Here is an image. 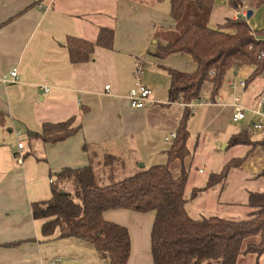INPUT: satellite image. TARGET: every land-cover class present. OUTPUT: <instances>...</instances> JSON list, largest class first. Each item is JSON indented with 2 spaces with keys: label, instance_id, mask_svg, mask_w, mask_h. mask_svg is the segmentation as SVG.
Masks as SVG:
<instances>
[{
  "label": "crops",
  "instance_id": "0c3cea01",
  "mask_svg": "<svg viewBox=\"0 0 264 264\" xmlns=\"http://www.w3.org/2000/svg\"><path fill=\"white\" fill-rule=\"evenodd\" d=\"M239 13L229 3L227 6L215 2L209 25L215 27L227 17L236 18ZM171 26L170 0H0V110L8 115L5 125L0 127V264H105L85 241L73 237L45 238L43 219L33 216L32 204L51 197L53 173L90 163L91 155L83 148L85 142L100 156L109 146L114 147L113 154L119 156L128 148L129 153H138L144 145L149 148L155 144L158 131H163L162 127L168 124L166 115L174 112V107L183 110L184 104L169 102L171 75L160 65L193 71L195 62L184 54L171 55L160 62L149 53L155 49L157 31ZM103 28L114 30L113 48L98 47L88 61L73 63L66 47L67 39L72 36L95 43ZM138 62L142 69L140 80L152 90L144 108L132 107L129 99V92L136 83ZM14 69L18 71L16 81L10 77ZM252 73V66H234L216 101L211 97V85L207 83L203 87L202 100H211L213 104L192 108L188 140L191 155L185 160V166L190 169L189 190L206 183L205 179L199 184L191 175L194 171L196 175L207 171L204 162L208 161V154L204 162L203 158L196 161L198 149L201 155L204 153L202 133L214 132L219 147L228 143L231 135L244 126L242 121L237 122L239 127L231 124L235 123L231 107L234 96H239L246 108L252 109L264 92L263 73L247 83ZM241 81H245L246 86H241ZM165 84L167 90H160L159 86ZM106 85H110V91L105 89ZM198 107L202 109L197 111ZM72 116L76 117L75 125L81 126L76 135L57 143L29 141L28 131H40L44 122L65 121ZM248 116L250 120L255 118ZM176 127L173 126L171 134L176 132ZM162 133H166V142L173 140L167 141L166 137L171 134ZM263 139L264 136L255 141ZM21 142L23 148H19ZM170 145L157 147L166 154V162ZM258 145L261 143L256 148ZM124 160L128 166L127 158ZM226 161L217 169L212 165L216 170L211 172L220 171ZM155 164L162 163L150 166ZM141 165H145L144 162ZM171 167L179 173L181 163L175 161ZM243 167L244 163L241 169ZM201 168H204L203 173H199ZM248 168L251 180H260L258 175L264 169V161L260 164L258 160L255 166ZM222 187L207 191L196 200L194 208L201 211L206 202L215 197L218 203L224 204L222 194L226 191L229 192L227 197L231 196L233 189L226 184ZM105 216L129 228L130 264H142L130 226L138 231L148 214L113 210ZM149 217L148 239L142 252L144 254L148 246V257L153 264L151 252L149 254L153 215Z\"/></svg>",
  "mask_w": 264,
  "mask_h": 264
},
{
  "label": "trees",
  "instance_id": "16d2710c",
  "mask_svg": "<svg viewBox=\"0 0 264 264\" xmlns=\"http://www.w3.org/2000/svg\"><path fill=\"white\" fill-rule=\"evenodd\" d=\"M170 1L173 26L157 31L155 49L149 53L160 62L171 55H188L196 65L193 71L160 65L171 75L170 103L201 101L207 83L216 101L234 66L253 67L247 83L264 73V28H252L241 13L211 27L209 20L215 0ZM245 4L251 9L264 6V0H229L230 7L238 11ZM191 17L194 18L190 20ZM201 17L204 19L199 20ZM114 36V30L103 28L95 43L69 37L66 47L71 61H88L98 47L112 49ZM192 111L187 106L181 111L176 136L167 151L168 162L140 169L122 179L118 178V166L124 167L125 160L112 153L100 156L85 142L83 148L91 155L90 163L53 173L51 197L32 204L33 216L43 219V236L73 237L89 243L110 264H130L129 228L105 214L113 210L153 212L149 238L153 264H237L242 255L263 256L264 190L248 193L243 218L218 214L194 218L190 214V203L223 186L228 173L241 168L246 159V155L233 157L220 172L210 173L204 185L189 190L190 169L185 160L191 155L188 140ZM7 119V113L0 110V127ZM75 120L72 116L65 121L44 122L40 131H28L29 141L61 142L80 131L81 126L75 125ZM251 125L252 121L231 135L227 148L264 144V139H253ZM175 161L181 163L179 173L171 167ZM260 176H264V169Z\"/></svg>",
  "mask_w": 264,
  "mask_h": 264
},
{
  "label": "rangeland",
  "instance_id": "374dc122",
  "mask_svg": "<svg viewBox=\"0 0 264 264\" xmlns=\"http://www.w3.org/2000/svg\"><path fill=\"white\" fill-rule=\"evenodd\" d=\"M215 2H216V4H222V5L228 6L229 0H215ZM247 9H249V8H247ZM251 9L253 10V15L249 19H247V20H249L251 27L254 29L264 28V6L252 7ZM188 18L189 17H187V20H188ZM193 18L194 17H191L190 20H192ZM203 19H204V17L199 18V20H203ZM242 66L245 67L248 65H242ZM239 67H241V66H239ZM162 73H164V72H162ZM164 74H166V73H164ZM107 76H109V75H107ZM166 86H167L166 84L163 87L159 86V89L160 90H163V89L167 90L168 87H166ZM164 94L166 95L165 92H164ZM174 109H175L174 112L166 115L165 118H166V121L168 124L166 126L162 127L163 131H158L160 133L156 135V139L154 141V143L156 145L154 144L152 147L150 146L149 148H147V146L144 145L142 150L138 153H135V152L129 153L130 149L128 148V151H125L124 153L120 154V157H122L123 159L125 157L127 158L129 164H128V166L126 165L127 166L126 168H122V167L118 166V178L119 179L130 176L140 169H146L151 164H154V163L164 164V163H166V160H167L166 154L161 153L157 147L166 148L168 145H170L169 143L172 142V141L166 142L165 141L166 133H162V132L166 131L170 135L171 131L173 130V126H175V125L177 126V124L180 120L181 110L179 109L178 106L174 107ZM201 109H202L201 107L196 108L197 111H200ZM176 111H178V112H176ZM248 115L253 116V113L250 109L247 110L246 119L244 121H242L243 122L242 124L244 126H247L248 124H250L252 119L258 120V116H253L255 118H252L250 120ZM235 123H231L233 125V127L234 126L235 127L240 126L239 125L240 123L239 124L238 123L235 124ZM175 131H176V129H175ZM192 133H195V130ZM202 134H203L202 135L203 142H201V146H202V150L204 151V153H202V155H201L199 153V149H198V151L196 153V161L200 162L201 159L203 158L202 162H204V159H205L204 156H206L208 154L209 155V157H207L208 161L204 162L205 164H207V171L204 175H199V174L196 175L195 171L191 174L192 179H194L199 184L203 183L205 179L207 180L210 173H212L211 171L216 170L217 167L219 168V165L221 164V162L223 160L225 162L228 158L229 159L227 161H229L233 157H238V156H244L245 157V155H246V159L244 161L243 169L234 168L228 173L227 178H229V180L225 184L227 187H230V188L232 186L233 190L231 192V196L227 197V194L229 192H226V191L222 194V198H223L222 200L226 201V202L224 204L218 203L217 197H215L213 200L207 201L206 206L200 211L199 209L194 208L195 205L197 204V201H194V202L190 203L188 206V209L190 210L191 216L194 218H200L202 216H210L213 214H218L221 216L232 217V218H243V217H245V213H246L247 208L244 206V204L247 201L248 193L251 190H263L264 189V176L258 177V178H261L260 180H256V179L251 180L252 176H249V174H250L249 170L250 169L248 168V167L251 168V166H255L258 160H260V164H261V160L264 161V147L261 148V146H264V145H258L257 148L256 147H254V148L243 147V146L242 147L236 146V147H232V148H225L227 142H224L219 147L218 139H217L216 134L214 132L204 131ZM263 136H264L263 131H255L253 133V139L254 140L260 139ZM22 137L25 138L24 135H21V138ZM148 143L152 144V141H149ZM105 152L113 154L115 152L114 147H112V146H109V148L106 147L104 153ZM139 158H141V160H142L141 162L142 163L144 162L145 165H141ZM144 158H146V159H144ZM212 165L214 167H216V169H214L212 167ZM221 170H222V168H221ZM220 171H217V172H220ZM103 183L105 184L106 181H104ZM219 188L221 189L223 187L219 186ZM248 190H250V191H248ZM152 213L153 212L145 213V214H148V216L144 217L145 221L138 228V231H136L137 230L136 227L134 228L133 226H130L131 231L133 232V241L135 244L138 245L139 258H140V260H142V264H151L149 257H148V246H146L144 254L142 252V247L144 248V246L147 244V239H148L147 232H148V229L150 227V217L149 216L153 215ZM112 216L114 218H118L114 215H112ZM118 219H120V218H118ZM123 222H125V221H123ZM64 241H69V240H64ZM66 243H70V242H66ZM89 247H92V246H89ZM92 249H93L92 253L96 252V250L93 247H92ZM66 253H70V252L67 251ZM149 254H150V251H149ZM65 257L71 258L70 256H65ZM104 262H105V264H110L109 259H104ZM60 264H62V263H60ZM237 264H264V255L261 257H258L256 255H251V254L242 255L239 258Z\"/></svg>",
  "mask_w": 264,
  "mask_h": 264
},
{
  "label": "built area",
  "instance_id": "2783aa9c",
  "mask_svg": "<svg viewBox=\"0 0 264 264\" xmlns=\"http://www.w3.org/2000/svg\"><path fill=\"white\" fill-rule=\"evenodd\" d=\"M248 7L245 6L244 9L240 11V13L244 16L247 15ZM263 53L259 55L261 57ZM142 69H141V63L138 62L136 64V83L135 86L130 90L129 92V99L131 102L132 107L134 108H144L146 106V103L150 100L152 95V90L143 84V82L140 80ZM10 77L14 78V81L18 78V71L17 69H14L10 72ZM264 77V73H263ZM6 77H4L5 79ZM241 86H246L245 81H241ZM234 86V85H233ZM105 89L107 91H110V85H106ZM48 91V88L46 89ZM213 104L211 100H201L199 102H193V103H184L185 106L190 107L191 109L195 105L199 104ZM215 103V102H214ZM232 107V121L233 122H241L246 119L247 116V108L243 104L241 98L239 96H234L233 101L231 103ZM253 113V116H258V120H252L251 128L255 131H263L264 130V92L260 94L257 98L256 105L250 109ZM176 136V133H172L169 137H166V140H170L171 138H174ZM24 143H19V148H23ZM204 168L199 169V173H203Z\"/></svg>",
  "mask_w": 264,
  "mask_h": 264
},
{
  "label": "water",
  "instance_id": "95a60500",
  "mask_svg": "<svg viewBox=\"0 0 264 264\" xmlns=\"http://www.w3.org/2000/svg\"><path fill=\"white\" fill-rule=\"evenodd\" d=\"M252 14H253V10H251V9L248 10L246 18L249 19L252 16Z\"/></svg>",
  "mask_w": 264,
  "mask_h": 264
}]
</instances>
